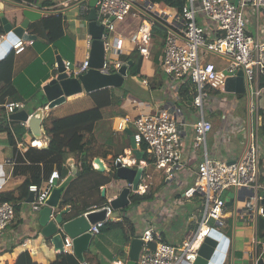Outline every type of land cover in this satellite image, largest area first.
<instances>
[{"label": "crops", "instance_id": "crops-1", "mask_svg": "<svg viewBox=\"0 0 264 264\" xmlns=\"http://www.w3.org/2000/svg\"><path fill=\"white\" fill-rule=\"evenodd\" d=\"M48 3L50 4L48 5ZM16 4H28L42 9L43 13L40 20L50 15L61 14L65 25L64 35L52 44L41 41L37 36V39L30 45L37 52L36 58L13 77L10 90L15 94L14 96L19 97V100L26 104V108H29L30 104L36 100H46L43 88L56 75L58 57L63 62H70L72 70L79 69V66L89 58L92 42L88 30L90 7L88 1L83 2V0H6L3 5L4 13L10 20H12L14 13L19 12ZM261 12L257 14L253 7L248 6L245 10V19L247 31L250 34L264 37V20L260 19ZM262 13L264 14V12ZM199 17L202 18L204 24L201 26L205 27L209 33L216 32L219 34L215 29V25L204 15L199 14L198 23ZM129 19L130 21H128ZM0 26L3 27L1 17ZM138 26L139 23L131 16L116 23L117 34L126 37L125 47L130 49L128 54L133 52L130 37L137 32ZM29 32L31 33L30 30ZM113 35L115 34L113 33ZM152 54L153 50L151 56ZM224 61L227 65V60L217 57V61L214 63L217 67L223 68L226 66H223ZM144 62L145 60H143ZM146 66L149 72L147 74L143 73L142 76L144 79H148L149 84L144 85L142 78L133 77L136 82L133 85L134 92L137 91L138 94L130 91L120 107L104 110L103 121L98 124L94 134L87 136L88 156L94 170L99 175L91 174L82 177L81 174L74 177L63 194L60 210L68 209V215L76 217L78 211L89 205L86 211L81 214L83 215L88 211L101 208L96 207L95 203L100 199V196L102 197L103 189L106 190L105 198L109 200L116 198L121 190L127 186L126 181L119 180L116 176L108 184L100 186V192L95 186L96 181L100 182L103 176L107 177L112 172L111 169L115 166L114 159L116 157L124 156L126 161L130 159L131 143L127 130L132 131L133 125H129L127 130L119 128L120 122L125 117L134 119L141 113L163 108H169L172 111L179 110L183 123L184 142L186 143L185 167L180 174H175L171 180L165 179L164 181L161 174L156 177L147 172L150 168L148 163L141 166L144 169L141 183L144 182L146 187L139 193L152 191L156 195L155 198L140 205L131 206L127 211L120 209V216L113 218L114 221L127 218L134 225L136 234L131 236L129 240L126 238L129 228L128 223H125L124 229L102 231L94 235L89 250L84 253V260L89 261L90 264H128V260H124L127 252L126 248L130 246L133 238L142 237L143 232L149 227H153L165 242L173 245L184 243L198 227L200 210L198 218L191 212L189 207L180 203L181 195L178 192L184 186L188 189L191 187L196 179L197 167L205 155L203 144L197 143L201 146L194 148L195 132L193 124L197 120L198 112L192 104L193 86L191 92L182 94L181 86L183 84L178 85L171 78H168L169 80H166L163 84V77L161 74L156 73L155 65L153 66L152 63L148 62ZM5 87V84L0 85V94ZM208 93L205 116L212 123L213 129L208 135L206 150L212 159L232 161L241 157L248 147L251 134L256 130L258 131L261 149L260 183L262 185L258 194L260 205L264 207V87L260 86L258 112L250 110V102L255 99L245 93L248 95V109L245 115H241L238 111L239 102L242 98L239 96L243 94H236L238 97L233 96L232 93L225 92L224 88H212ZM261 96L263 97L261 98ZM7 100H13V98ZM92 105L93 102L87 97L86 93H80L68 97L64 104L55 109L45 110V119L50 113L56 117H63L89 108ZM16 123L25 129L21 137L14 130ZM246 124V133L238 131L244 129ZM10 131L14 136L16 149L21 155H24L29 148L33 147L29 144L36 139L29 128L24 127L20 121L12 120ZM41 140L47 143L46 136ZM20 142L26 144L27 147H18ZM43 147H47V144ZM14 149L8 131H0V192L16 191L25 181V176L14 173L15 165L11 162L16 154ZM96 158L103 162L105 167L103 172L98 170V165L94 162ZM78 159L79 157L76 156L68 157L67 176L72 172L70 161H73L78 170H81ZM69 186L68 194L74 197L75 206L72 204L62 205ZM231 189L225 191L223 197L226 194V198H224L226 202L228 195L234 193V200H231L230 205L226 204L224 217L221 221L212 222V225L216 222L217 225L222 226L223 228H218L213 225V228H216L230 239L223 264H260L261 261L264 264V218H259L256 221L247 213L245 200L251 195L250 190ZM195 198L192 199L201 201L199 197ZM39 214L40 211L33 212L28 203L22 202L20 204L14 220L0 234V264H16L23 252H29L38 264H53L57 261L61 252L56 250L50 239L45 238L40 232ZM260 220H263V222L260 223ZM25 241H28V243L25 244ZM74 256L76 255L74 254ZM79 262L81 261L79 260Z\"/></svg>", "mask_w": 264, "mask_h": 264}, {"label": "built area", "instance_id": "built-area-1", "mask_svg": "<svg viewBox=\"0 0 264 264\" xmlns=\"http://www.w3.org/2000/svg\"><path fill=\"white\" fill-rule=\"evenodd\" d=\"M248 6L253 7L258 14L264 11V0H239L238 4L233 0H186L180 12L153 0L97 1V21L104 26L102 39L105 41V60L101 71L105 74L117 72L123 64L120 55L128 54L130 50L125 47L126 37L116 32L117 22L131 16L139 23L137 32L130 37V44L131 50L138 51L144 60L151 56L154 25L161 24L168 30L160 59L161 66L163 72L179 84H192V104L198 112L193 124L195 140L205 146V155L197 167L195 182L185 193L187 198L198 196L203 202L196 231L177 246L165 242L153 227L147 228L141 237L143 246L137 264H193L198 249L213 229L212 222H219L224 217L226 202L223 193L230 188L250 190L251 195L245 200L246 211L256 221L264 218V207L260 205L258 194L262 188L258 131L251 134L248 147L241 157L232 162L212 159L206 150L208 135L213 129L212 123L205 116L209 87L223 89L227 79L242 70L247 93L255 99L250 102V110L258 112L259 109L260 80L264 78V37L254 36L247 31L245 10ZM199 14L207 17L219 34L209 33L201 26L198 23ZM113 33L115 35L112 36ZM5 39L6 34L1 35L0 44ZM33 42L20 39L13 44L12 50L20 54ZM207 53L227 60V65L219 68L214 62L206 61ZM64 66L70 76L76 77L88 70L89 62L85 60L77 70L71 69L70 62H64ZM142 83L148 85L149 81L145 78ZM25 108L26 104L22 101L0 102V127H8L10 130L11 115ZM21 123L28 128L27 121ZM129 125H133L132 135L138 149L153 158V165L157 169L164 170L166 180L174 178L176 172L185 167L186 143L179 110L163 108L141 113L134 119L125 117L119 128L127 130ZM46 144L42 140H35L29 145L39 148ZM18 147L24 148L27 145L20 142ZM129 155L128 161L124 156L116 157L114 164L121 162L126 166L140 167L146 164L145 161H137L132 149ZM60 179L59 172L55 170L44 184L31 185L29 190L34 194L33 200L23 203H28L33 212L41 211L46 206L47 197L56 180ZM145 187L144 182L140 183L138 192ZM111 200H107L105 205L108 210L106 220L88 229L93 235L99 234L104 223L112 219L111 213L114 210L110 205ZM15 213L12 203L0 202V234L12 223ZM64 252L75 254L73 240L69 236L64 237ZM255 255H258L256 250ZM81 264L89 263L84 260Z\"/></svg>", "mask_w": 264, "mask_h": 264}, {"label": "water", "instance_id": "water-1", "mask_svg": "<svg viewBox=\"0 0 264 264\" xmlns=\"http://www.w3.org/2000/svg\"><path fill=\"white\" fill-rule=\"evenodd\" d=\"M87 1L90 7L88 30L92 38L88 70L76 77H72L66 72L63 60L58 57L56 75L43 88L46 100H36L30 104L29 108L17 111L11 115L12 120L27 121L29 130L37 140H41L46 134L43 122L45 110L55 109L64 104L68 97L80 93L89 94L106 88H120L129 77V68L133 64V60L124 62L115 73L105 74L101 71L105 60V41L102 39L104 26L97 21L96 5L98 0H83V2ZM233 2L238 4L239 0H233ZM4 3V0H0V17L4 33L6 34V39L0 44V62L12 52L13 44L20 39H37V35L30 33L29 30L33 23L41 19L43 13L42 9L35 6L16 4L19 12L14 13L12 20H10L5 16ZM224 91L235 94L247 93L242 70L238 71L236 76L227 79ZM127 132L130 136L133 154L140 161L143 159L144 153L138 149L134 142L132 131L127 130ZM94 162L98 165L99 171L103 172L105 170L103 162L99 158H96ZM69 164L72 172L60 182L56 180L47 197L46 206L40 211L38 225L43 236L50 239L54 248L61 253H64V237L69 236L73 240L74 253L82 262L85 259L84 253L89 250L94 237L88 229L100 221H105L108 210L103 206L71 220H66L69 210H60L63 194L73 178L82 174V171L78 170L73 161H70ZM115 167L116 177L119 180L126 181L132 187H124L119 195L110 201V205L114 210L111 213L112 218L119 217L120 209L127 208L130 205L131 197L137 192L144 173L142 167L126 166L121 162L117 163ZM33 196L34 194L30 192L27 202H32ZM102 197H106L105 189L102 190ZM231 200H234V193L228 195L226 204L230 205ZM60 226L62 229H60ZM229 243L230 239L227 236L213 228L210 235L206 237L198 249L197 257L193 264H223ZM142 246L143 240L141 237L133 238L130 246L126 248L127 252L124 260H128V264H137Z\"/></svg>", "mask_w": 264, "mask_h": 264}, {"label": "trees", "instance_id": "trees-1", "mask_svg": "<svg viewBox=\"0 0 264 264\" xmlns=\"http://www.w3.org/2000/svg\"><path fill=\"white\" fill-rule=\"evenodd\" d=\"M156 3H164L177 11H181L186 0H153ZM50 3H48L49 5ZM64 19L61 14L50 15L37 23H33L30 27L32 34H36L38 38L48 44L54 43L60 37L64 35ZM4 34L3 27L0 26V36ZM168 30L161 24L154 25L152 29V40L155 42L154 49V62L156 67V73L161 74L163 68L161 66L160 56L163 53ZM37 52L33 50L31 46H27L24 51L20 54H15L12 51L4 60L0 62V85L5 84V89L0 94V102H5L8 98H13L14 101H20L19 97L14 96L15 94L10 90L12 87L13 77L18 74L23 68H25L34 58H36ZM122 62H128L133 60V64L129 68V76L136 77L140 74V69L143 65V56L136 50L130 54L120 55ZM164 73V72H163ZM141 78L144 77L141 75ZM260 86L264 87V78L260 80ZM191 83H186L181 86V92H191ZM130 93V86L125 82L120 88H106L93 93L86 94L89 99L92 100L93 105L89 108L75 112L63 117L53 116L52 113L44 121L46 129V141L47 147L35 148L31 147L27 150L24 155H21L16 149V143L14 136L12 135L9 128L0 127V131H8L10 142L14 146V155L11 162L15 165V174L25 176V181L16 191L0 192V202H10L15 206L16 212L19 210L22 202H27L30 194L29 187L31 185L40 186L46 181L53 171H58L60 177L63 179L68 174L67 159L70 156L79 157V167L82 170V177L96 174L90 157L88 156V142L87 136L94 134L97 130L99 123L103 121V111L111 108L120 107L128 94ZM191 98V97H190ZM193 99V96H192ZM52 112V111H51ZM19 123V122H18ZM16 127H20L16 123ZM21 130L17 131L21 137L24 133L22 127ZM145 150V146L142 147ZM143 161L149 165L153 164V158L150 157L146 152L143 156ZM116 167H112V172L109 176H103L101 181H96V188L100 192V186L106 185L110 180L115 177ZM102 176V175H101ZM70 186L63 198L62 205L72 204L75 206V199L68 193ZM154 192H145L143 194L136 192L131 197V203L127 208L122 211H127L129 207L134 205H140L143 202L153 200ZM107 203V199L100 196V199L96 201V207H103ZM71 205V206H72ZM94 206V205H93ZM89 207V205H87ZM86 207V208H87ZM86 208L77 212V216H80L86 211ZM76 216V217H77ZM75 218L74 215H66V220ZM261 221V222H260ZM259 222L262 223L263 220ZM106 223V224H105ZM101 228V232L110 231L118 228L124 229L125 223L129 224L126 238L129 240L131 236H135L136 231L134 225L130 223L127 218H123L120 221H114L110 219L106 221ZM155 247V245H152ZM89 264L90 262L87 261ZM16 264H38L33 260L29 252H23L20 254ZM53 264H81L76 256L69 253H61L58 256L57 261Z\"/></svg>", "mask_w": 264, "mask_h": 264}, {"label": "rangeland", "instance_id": "rangeland-1", "mask_svg": "<svg viewBox=\"0 0 264 264\" xmlns=\"http://www.w3.org/2000/svg\"><path fill=\"white\" fill-rule=\"evenodd\" d=\"M263 12V11H262ZM261 12V17H260V19H262V20H264V14ZM127 19V18H126ZM131 19V18H130ZM130 19L128 20V21H130ZM133 19V18H132ZM199 23H200V25H204L203 23H202V18L201 17H199ZM113 35V34H112ZM155 42H152V50H153V53H154V49H155ZM163 54V53H162ZM108 55H110V52H108ZM217 55H215V54H213V53H207V59H206V61H212V62H216L217 61ZM160 59H161V56H160ZM152 63L153 64V66L155 65V62H154V56H153V54H152V56L150 57V58H147V59H145V62L143 63V66H142V68L140 69V74H139V76H137L138 78H140L141 79V75H143V73L144 74H147L148 72H149V70L147 69V66H146V63ZM224 65H226V62L224 61V63H223V66ZM161 76L163 77V84H165V82H166V80H169L168 78V76L166 75V74H164L163 72L161 73ZM171 80V79H170ZM177 82V81H176ZM126 83L128 84V86H130V91L132 92H134V88H133V85H134V83H136L135 81H134V79H133V77H131V76H129L128 78H127V80H126ZM178 83V85H179V82H177ZM136 87H138L137 85H136ZM210 90H212V88L211 87H209L208 88V91H210ZM142 91H143V89H142ZM148 91V90H147ZM134 93H136V94H138V92L137 91H135ZM233 94V96H237L236 94H234V93H232ZM238 97V96H237ZM239 97H242L241 98V101L239 102V107H238V111H239V113L242 115H245V113H246V110L248 109L247 107H248V100H247V97H248V95L247 94H243L242 96H239ZM263 96H261V98H262ZM263 100V99H262ZM23 129V131L25 130L24 128H22ZM16 132L17 131H19V130H21V128L20 127H16L15 126V129H14ZM238 131H240L241 133H246L247 132V124L245 125V127H244V129H242V130H238ZM18 133V132H17ZM198 142L195 140V145H194V148H196V147H200L201 145H198L197 144ZM153 164H151L150 165V168L147 170V172L148 173H151V174H153V175H155L156 177H158L159 176V174H161L162 176H163V180L165 181V176H166V174H165V172H164V170H161V169H157L154 165V167L152 166ZM183 170V168H181V169H179L178 171H177V173H176V175L177 174H180L181 173V171ZM154 179V178H153ZM195 182V181H194ZM194 182H193V184H194ZM192 184V185H193ZM191 185V186H192ZM190 188V187H189ZM234 188H232L231 190H233ZM188 191V187H183V189H180V191H178L179 192V194L181 195V197H180V199H181V204H183V205H186L187 207H189V209L191 210V212L194 214V215H196L198 218H199V215H200V213H199V210H200V212H201V210L203 209V202L202 201H195V200H193V199H189V198H187L186 197V195H185V193ZM155 196L156 195H154L153 196V198H155ZM195 197H198V196H195ZM194 197V198H195ZM223 198H226V194L224 195V197ZM195 199H197V198H195ZM213 225H215L214 227H218V228H223L222 226H219V225H217L216 224V222H214L213 223ZM177 246H180V245H177Z\"/></svg>", "mask_w": 264, "mask_h": 264}, {"label": "clouds", "instance_id": "clouds-1", "mask_svg": "<svg viewBox=\"0 0 264 264\" xmlns=\"http://www.w3.org/2000/svg\"><path fill=\"white\" fill-rule=\"evenodd\" d=\"M5 34V33H4ZM13 51V50H12ZM85 73V72H84ZM72 77H74V76H72ZM22 122V121H21ZM37 140V139H36ZM43 147V146H42ZM38 148V147H37ZM40 148V147H39ZM132 149V148H131ZM137 161H139V160H137ZM143 161V160H142ZM116 166V165H115ZM131 167H140V166H131ZM61 178V177H60ZM64 179V178H63ZM62 180V178L60 179V180H58L59 182ZM138 189H139V187H138ZM137 192H138V190H137ZM139 193V192H138ZM105 207V206H104ZM113 219V218H112Z\"/></svg>", "mask_w": 264, "mask_h": 264}, {"label": "bare ground", "instance_id": "bare-ground-1", "mask_svg": "<svg viewBox=\"0 0 264 264\" xmlns=\"http://www.w3.org/2000/svg\"><path fill=\"white\" fill-rule=\"evenodd\" d=\"M147 25H148V23H147ZM106 224V223H105Z\"/></svg>", "mask_w": 264, "mask_h": 264}]
</instances>
